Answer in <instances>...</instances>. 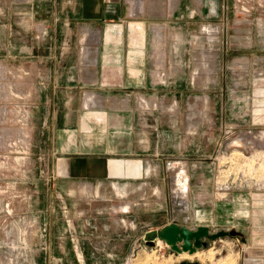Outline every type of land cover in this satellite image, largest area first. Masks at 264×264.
Returning a JSON list of instances; mask_svg holds the SVG:
<instances>
[{
	"label": "rangeland",
	"instance_id": "obj_1",
	"mask_svg": "<svg viewBox=\"0 0 264 264\" xmlns=\"http://www.w3.org/2000/svg\"><path fill=\"white\" fill-rule=\"evenodd\" d=\"M82 2L0 0V106L15 126L0 133V264H264V0H140L137 16L119 0L101 22L84 19ZM53 18L67 32L55 46ZM135 27L142 47L131 44ZM32 64H93L101 105L125 127L112 135L126 148L100 151L143 158L144 179L117 190L57 175L59 153L28 142L45 137L29 124ZM226 200L225 214L213 209ZM170 221L233 235L204 238L192 255L144 241Z\"/></svg>",
	"mask_w": 264,
	"mask_h": 264
},
{
	"label": "crops",
	"instance_id": "obj_2",
	"mask_svg": "<svg viewBox=\"0 0 264 264\" xmlns=\"http://www.w3.org/2000/svg\"><path fill=\"white\" fill-rule=\"evenodd\" d=\"M136 1H138V5L140 0ZM116 2H119V0H83V17L86 20L104 21L106 14H112L115 11ZM128 2L129 15L137 16V14L130 13L131 4L134 6L135 1L128 0ZM59 21L53 18L52 28L49 30L54 46L56 42L60 41L61 36H67V32L62 35L60 29L57 28ZM132 29L131 44L142 47L141 35L143 34L141 28L135 27ZM108 33L107 31L106 34ZM88 34L89 32L85 31L84 37ZM85 41L86 39L82 37V40H80L81 45ZM88 52L87 49L82 51L83 61H86ZM32 65L37 69L38 76L36 83L31 88L33 101L28 117L29 124L32 132L35 128L40 127L45 137L41 142H34L32 139L33 134L29 133L28 142L30 140L29 145L31 147L53 149L55 150L54 154L59 153L55 164L57 175L76 180L82 178L96 180L99 183L102 180L110 179V183L117 184V190L120 188L119 184L124 185L127 182H134L136 179L140 182L144 179L146 165L143 158V162L140 157L114 158L108 153L104 154L100 151L126 148L124 144L120 145L116 142L114 140L115 136L112 135L123 132L125 127L124 125L117 126V123L112 125V122H117L118 108L113 107L115 111L109 114L108 112H111L112 107L110 109L106 105H101V92L107 90L101 91L99 86L94 87L93 81L95 79L99 82V76L94 79L93 77H87L90 75L88 69H91L90 67L93 64ZM99 66L100 68L103 67V65ZM141 72L142 68H139V75L132 76V86L133 84L140 86ZM97 90L101 92L97 93ZM92 108H96L97 116L92 115V112H94L91 111ZM99 112L104 113L99 115ZM133 137L132 146L140 148V131H133ZM89 150H99V153L92 154ZM95 186H98V184L96 183ZM190 196H192V193L191 190H188L187 200L185 201L187 208L196 205L190 200ZM229 201L219 203L214 201L213 209H216V212L219 211L225 214L233 205ZM202 225H207L210 229L207 223ZM210 231L212 230L210 229Z\"/></svg>",
	"mask_w": 264,
	"mask_h": 264
},
{
	"label": "water",
	"instance_id": "obj_3",
	"mask_svg": "<svg viewBox=\"0 0 264 264\" xmlns=\"http://www.w3.org/2000/svg\"><path fill=\"white\" fill-rule=\"evenodd\" d=\"M233 232L227 230L210 231L207 225H197L190 228L185 224L176 221H170L160 228L149 229L144 232L143 239L145 242L152 243L154 239L163 240L170 249L177 252H188L193 254L199 248L205 246L206 241L214 240L222 236H232ZM180 264H197L195 262H183Z\"/></svg>",
	"mask_w": 264,
	"mask_h": 264
},
{
	"label": "bare ground",
	"instance_id": "obj_4",
	"mask_svg": "<svg viewBox=\"0 0 264 264\" xmlns=\"http://www.w3.org/2000/svg\"><path fill=\"white\" fill-rule=\"evenodd\" d=\"M135 1V5L133 6V4H131V14H138V9H137V3H138V1H136V0H134ZM206 29V28H205ZM0 99H2V100H6V97H5V95H3V94H1V92H0ZM7 116H8V109H7V107L5 106V105H2V106H0V133H5V134H8V133H12V127H15L13 124H11V121H12V119L10 120V119H8L7 118ZM15 130V129H14ZM14 133V132H13ZM4 135V134H3ZM0 136H1V134H0ZM10 136V135H9ZM16 136V135H15ZM4 138V137H3ZM7 138V137H6ZM10 138V137H9ZM1 139V138H0ZM6 140V139H5ZM11 140H12V138H10V139H7L6 141H5V145H8V146H12L13 145V143L11 142ZM18 143H20V145L21 144H23L24 143V135H23V133H22V131H18L17 132V136H16V139H15ZM234 141H236V140H234ZM236 142H238V143H240V141H236ZM3 149H5V148H3ZM10 149V148H9ZM7 150V149H6ZM4 151V150H3ZM8 154V153H7ZM17 160V159H16ZM181 171H183V170H181ZM181 173V172H180ZM182 174V173H181ZM177 176H178V174H177ZM177 178V177H176ZM178 184H179V188H180V190H182V188H184V186H185V180L184 179H181L180 180V177L178 178ZM182 194V193H181ZM159 240L160 239H158L157 241L159 242ZM195 253V252H194ZM193 253V254H194ZM210 253V252H209ZM210 255V254H209ZM184 257H189V256H184Z\"/></svg>",
	"mask_w": 264,
	"mask_h": 264
}]
</instances>
